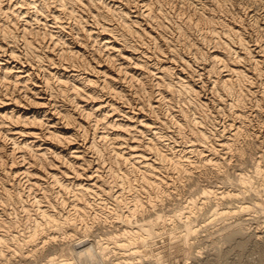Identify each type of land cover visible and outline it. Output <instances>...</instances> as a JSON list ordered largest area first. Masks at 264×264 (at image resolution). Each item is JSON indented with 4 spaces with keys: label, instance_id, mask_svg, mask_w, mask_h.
Segmentation results:
<instances>
[{
    "label": "bare ground",
    "instance_id": "1",
    "mask_svg": "<svg viewBox=\"0 0 264 264\" xmlns=\"http://www.w3.org/2000/svg\"><path fill=\"white\" fill-rule=\"evenodd\" d=\"M181 1L192 12L173 15L164 0H0V264H107L109 253L130 264L178 186L209 174L223 185L168 210L171 228L186 242L204 232L264 246L249 220L264 213V134L253 174L241 144L264 110V0ZM247 2L255 38L230 11ZM19 206L35 211L24 227ZM89 220L115 229L90 239Z\"/></svg>",
    "mask_w": 264,
    "mask_h": 264
},
{
    "label": "rangeland",
    "instance_id": "2",
    "mask_svg": "<svg viewBox=\"0 0 264 264\" xmlns=\"http://www.w3.org/2000/svg\"><path fill=\"white\" fill-rule=\"evenodd\" d=\"M164 3H165V6L167 5V10L172 11L171 14H173V15H175L179 10L180 11L183 10V11L182 12H178L177 14H180V13L185 14V13L192 12L191 11L192 9L190 8V6H188V5L187 6H184V2H182L181 0H164ZM248 5H250L249 2H247V4L242 5L243 7L245 6L244 9L241 8L242 6L240 7L241 9L240 8H235L233 6V8H235V9H233L231 7L230 8V11H231V13H232V11H235L236 12V13L235 12L232 13L233 15L237 14L236 16H239L240 15L243 18L245 17L244 18V21L247 23V31L249 29V32H247V33L249 34V36H252V37L255 38L256 37L255 36L256 30H254L255 28L253 27V24H252V23H254L253 20H252V18H250L249 15H248V12L250 11ZM186 8H187V10L188 9L189 10L191 9V10L190 11H187ZM243 10H244V13H243ZM237 11H240V12H238L239 14L237 13ZM249 18L251 19V21H250ZM249 22H250V27L251 28L248 27L249 26ZM253 34H254V36H253ZM262 39H264V38L262 37ZM206 47L208 48L209 45H207ZM263 81H264V67H263ZM263 111L262 112H253L252 113L253 116H250L252 119L249 117V126L251 125L250 128H249V130L247 131V132H249L248 133L249 134V136H248V139L249 140L247 139V142L246 143H244V142L241 143L242 144V147L244 148V150L247 153V155L250 153L249 154V166H246V167H249V168H247V170L248 169L249 170L248 171L246 170L247 172H249V174H251V173L253 174V171H254V168H253L254 165H253V162L251 160L254 159V161H255L258 158L259 153H260V141H259V139L261 140V135L264 134V114H263L264 112ZM162 112L165 115V113H166L165 112V108L162 110ZM255 113L256 114L258 113V114L255 115ZM254 115L256 117H254ZM253 117H254V121H253ZM224 118H226V116H224ZM224 118H222V121L228 123L229 122L228 119L226 118L224 120ZM256 135H258V136H256ZM232 163L234 164V162H232ZM230 170H231V172H230ZM233 171H234V168L231 167L229 169L230 177L231 178H233V174L231 175V173H233ZM206 176L207 175H199V176H196L190 182H187L188 185H186L185 187H183V189L181 188V186H178V190L177 189H174L175 191L177 190V193L175 192L176 193V198L178 197L176 199L177 201L176 200H170V201H172L171 204H170V206H169V207H171L170 209L167 206H164L163 209H162V211L159 210L160 213L164 214L163 219H159V220L155 221V223L153 222L151 224V225H155L154 227L156 228L157 232L159 231V235H157L149 243L139 242L137 246H140V248H142V250H143L142 255L143 254H145V255H143V256L142 255L133 256L134 258L135 257L136 258L135 259H132L130 264H148V262H153V264H157V263L158 264H255V263L259 262L262 258H264V246L262 245V247H261L260 244L257 241H255L253 238H249L250 236H248V241L246 242L245 245H239V242L238 241H239L240 237H237L236 238L237 240L236 239H233V240H230V241H227L224 238H218L216 240H208V241H206V240H202L201 239V236H200L204 232H198V233L193 232L190 235V239L186 242V240L184 238V235H183L184 232H182V228H174V229L171 228V227H173L172 226V221L169 220L168 215H170L172 213L174 214V212L173 211H168V210L174 209L175 207H177L181 203L183 204V206H185L186 203H187L186 200L190 199V197L193 196V195L194 196L195 195L196 196L198 195L197 197L195 196L196 198L200 197V194L197 193V190L201 186H206V185H210V184H213V185H215V184H217V185L218 184L219 185H223V183L221 181H216L214 178L211 177L210 174L208 175V177H206ZM253 178H254V179H252L253 180V186L255 187L257 184L259 186V181H258L259 178H257L258 180L256 179L257 181L255 180V177H253ZM260 183H261V180H260ZM225 186L227 188H229V189H232L233 188V186L230 185L229 183H227ZM258 186H256V187H258ZM191 189H193V191ZM253 195H254L253 191H250L249 192V199L251 197H253ZM194 196H193V198H195ZM28 199H29V202H30V200H32V197H31V199L28 197ZM59 201L60 200L58 199V202ZM173 201H174V203H173ZM175 202H176V204H175ZM12 207L9 206L6 213H8V212L10 213V211H11V213H12V214L10 213L11 214V217H14V215H16V213L12 209ZM103 207H100V208H102V212H104L103 214H105V215H108V214L109 215L110 214L112 215L113 213L116 212V210H113V209L110 210L111 208H108L109 211H107V207L106 208H103ZM9 208H11V209H9ZM122 208H120L119 210H121V211L126 210V207L125 206L122 207ZM188 209L189 208H187V207L185 208V210H188ZM22 210L23 209L20 207V209L18 211V215H20V217L22 216L21 217L22 218V221H21L22 223H21L20 226H23L22 224H24V226H26L25 224H27L29 222L31 223V220H30V218H29L28 215L30 214L31 217L34 216L35 215L34 214L35 211H34V209H32V206H31L29 212L24 211V210H23L24 211L23 212ZM30 212L31 213L33 212V213L31 214ZM25 215H26V217H25ZM101 216L103 217V218L101 217V219H104V216L102 215V213H101ZM249 217H250L249 220L252 221V224H251L252 225V229L251 230L258 229V230H260L259 231L260 233L264 234V213H256V212H250L249 211ZM27 218H29V220H28L29 222H27V221L24 222V219L27 220ZM149 219H152L153 220L154 217H152V218L150 217ZM164 220H167L168 222L167 221L166 222H163ZM90 223H91V220H89V223L87 224L88 227L91 226V230L89 231V235H88L90 239H96V240H98L99 239V235H102V234H104V233H106V232H108L110 230L113 231L115 229L114 227H111L110 226L111 225L110 222L107 223L108 225L106 224V227H105V224H102V225L96 224V226H94L95 225V222H93V224L91 223V225H90ZM162 223H163V225H162ZM76 225L79 226V227L82 226V228H79V227L76 228L77 230L79 229V231H81V232L85 229V227L83 226V224L82 223H79V221L76 222ZM23 227H19V228H23ZM195 228H198V227L195 226ZM177 235H179V236L177 237ZM173 236H174V238H173ZM49 246H51V245L50 244H47L46 248L47 249L50 248ZM73 246H72V243H66L65 245L63 244V246L61 244L58 245V247H60V248H62V247L65 248L66 247L65 248L66 251H71V250L74 249L73 251L76 252V249H75L76 246L75 245H73ZM219 246H221V247H219ZM222 248H223V250H222ZM72 255H73V261L75 260V262H76L78 259H80V260H82V263L85 262L84 264H90V262H88L86 260L87 258L85 256H82L80 258H76L75 259L76 255L75 254H71V256ZM144 256H145V260H144ZM105 257H106L105 258L106 259L105 261L107 262V264H111L113 258H115L116 255H113L112 253H109V254H106ZM5 259H1V261L6 262V264H9V263L11 264L13 261L15 262V261L18 260V259L16 260V258H8L10 260V262H9L8 259H6V260ZM13 259H15V260H13ZM7 261H8V263H7ZM82 263L80 262V264H82ZM120 264H123V263H120Z\"/></svg>",
    "mask_w": 264,
    "mask_h": 264
}]
</instances>
